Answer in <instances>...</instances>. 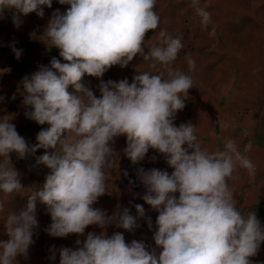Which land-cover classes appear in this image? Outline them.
Segmentation results:
<instances>
[{"label":"clouds","instance_id":"1","mask_svg":"<svg viewBox=\"0 0 264 264\" xmlns=\"http://www.w3.org/2000/svg\"><path fill=\"white\" fill-rule=\"evenodd\" d=\"M58 2L70 7L53 14L42 39L58 48L66 63L53 58L50 68L41 66L23 80V103L32 108L26 115L49 127L39 131L37 143L29 146L10 119H0V157L4 158L0 191L9 195L23 189L9 159L11 152L24 158L45 149L37 163L50 169L26 206L8 213L4 226L9 239L0 241V264H18L16 257L27 254L33 229L38 227L37 201L51 217L46 230L52 237L83 235L89 225L103 229L115 222L127 231L138 226L137 218L145 215L142 205H135L136 217L127 208L108 216L93 207L107 190V170L113 167L114 155L110 142L121 135L127 138L124 153L133 163L154 149L173 169L171 174L139 170L147 189L142 198L159 213L153 239L161 252L157 256L136 240L126 243L122 233L110 237L88 233L82 246L77 240L76 249H59V264H251L249 257L264 242V227L254 212L244 215L238 210L229 180L238 166L254 180L256 166L231 139L223 150L210 152L202 147L193 124L175 126L176 114L185 107L184 99L193 87L191 75L169 69L167 78L146 71L131 84L127 79L101 82L100 98L81 83L85 74L99 78L110 67H126L137 54L143 55L146 33L160 22L156 0ZM42 5L51 8L52 0H0V13L15 9L13 24L18 27L20 14L36 12L43 17ZM192 6L207 26L210 13L199 7V0H192ZM209 34L214 36L215 29ZM159 38L160 44L144 55L150 68L172 64L183 48L181 35L173 37L161 30ZM14 51L19 58L20 51ZM186 59L189 72L194 71L195 61L190 55ZM248 150L245 146L244 152ZM148 224L151 228L150 219Z\"/></svg>","mask_w":264,"mask_h":264},{"label":"rangeland","instance_id":"2","mask_svg":"<svg viewBox=\"0 0 264 264\" xmlns=\"http://www.w3.org/2000/svg\"><path fill=\"white\" fill-rule=\"evenodd\" d=\"M69 7L52 0L51 8L41 6L43 17L36 12L20 14L18 27L13 24L15 9L0 13V119H10L29 146L37 143V134L49 125H40L26 115L32 108L23 103V80L39 71L41 66L50 68L53 58L66 63L59 55L60 50L49 45L42 36L53 14L57 10L63 14ZM199 7L210 13L207 26L202 25L192 0H156L155 11L160 22L156 30L146 33L143 55L137 54L126 67H110L99 78L85 74L81 83L100 98L101 82L127 79L131 84L136 75L146 71L163 73L167 78L169 69L191 75L193 87L188 90L185 107L177 112L174 124L177 127L182 123L193 124L202 147L210 152L223 150L225 141L231 139L255 164L254 180L246 169L238 166L229 185L238 210L244 215L254 212L264 227V0H199ZM212 29H215L214 36L209 34ZM161 30L173 37L181 35L183 48L172 64L150 68L151 61H146L144 55L160 44ZM14 49L20 51L19 58ZM189 55L196 64L192 72L188 70L186 59ZM68 91L74 93L71 86ZM210 131H214L215 136L209 135ZM126 146L124 135L110 142L114 155L113 167L107 170V190L93 207L105 210L108 216L127 208L136 217L135 205H142L145 215L137 218L138 226L127 231L117 227L115 222L103 229L89 225L83 235L52 237L46 230L52 222L51 217L46 206L37 201L38 227L33 229V243L27 254L16 257L18 264H59L61 247L76 249L83 245L88 233L99 235L102 232L108 237L122 233L126 243L143 242L149 252L159 255L161 249L153 239L159 213L142 198L147 189L139 178V170L158 169L171 174L173 169L164 155L154 149H149L142 161L133 163L124 153ZM245 146H249L247 152H244ZM45 151L37 149L24 158L16 152L9 154L11 165L20 174L23 189L9 195L0 191V203L4 204V212L0 213V241L9 239L4 226L8 213L26 206L28 196L33 190L42 188L50 173L45 165L37 163V158ZM3 159L0 157V162ZM77 240L81 242L79 246ZM53 255L54 260L51 259ZM249 260L251 264H264V242Z\"/></svg>","mask_w":264,"mask_h":264}]
</instances>
